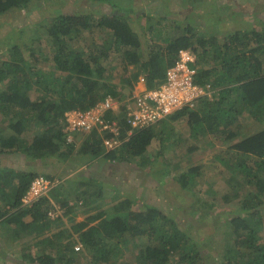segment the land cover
<instances>
[{
  "label": "trees",
  "instance_id": "obj_1",
  "mask_svg": "<svg viewBox=\"0 0 264 264\" xmlns=\"http://www.w3.org/2000/svg\"><path fill=\"white\" fill-rule=\"evenodd\" d=\"M34 1L38 2L0 0V17L14 10L17 14L36 7L42 10L51 0H39L38 4ZM133 1L73 0L68 9L54 4L48 16L50 20L33 24L35 35L26 36L27 44L11 45L6 50V59L5 52L0 53V84L4 85L0 89V113L8 119L6 135L0 131V154L8 158L12 152L23 153L33 160L57 156V160L66 161L70 167L64 176H57L30 166L18 168L9 162L0 163V227L5 226V231L13 229L6 235L14 238L23 231L29 235L43 234L45 238L41 252L33 255L21 252V261L15 264L23 261L75 264L78 260L75 255L85 251H90L91 256L84 264H110V254L104 250L108 242H116L124 252L132 251L131 259L137 264H264V237L258 233L264 220V29L251 27L219 37L202 31L199 25L193 31L197 21L186 14L183 15V20L188 22L186 33L159 37L161 32L157 31L154 36L161 42L152 44L150 37L143 38L137 30L130 13L141 8H136ZM145 27L152 32L151 23ZM92 29H98L105 38L84 56L69 41L78 39L83 30ZM41 36L51 50L55 71L36 68L45 57L40 53L45 49ZM189 47L200 59L197 80L209 81L215 89L211 97H201L193 107L183 106L155 125L139 129L111 150L104 147L101 135L95 130L83 133L79 146L65 141V112L87 109L107 95L123 101L130 96L134 87L131 81H136L139 74L146 89L158 86L165 81V71L176 60L177 50ZM117 51L121 53L118 56L124 69L133 64L138 70L132 73L133 79L129 81L132 86L126 95L119 94L112 83L106 82L107 68L102 65L110 53ZM33 85L42 94L35 99L29 94ZM245 112L252 120L260 121L261 127L245 134L236 133L231 126L239 125L238 117ZM118 119L123 128L124 116L119 114ZM180 119L185 120L188 136L193 139L227 130L224 144L228 156L217 165L219 173L226 175L219 181V197L202 200L204 207L193 208L182 219L167 214L161 206L150 204L141 196L140 205L128 206L122 201L112 205L111 211H106L107 207L80 221L74 219L76 207L87 206L83 209L87 214L95 207L96 200L103 198L102 188L96 184L97 171L116 172L124 180L134 175V167L145 165L151 155L147 149L150 141L157 139L162 143L177 136L173 123ZM27 133L32 135L28 142ZM168 164L164 160V166L154 170L167 172ZM182 169L175 177L181 188L192 185L204 171L202 166L192 164ZM235 172L239 173V180L233 176ZM37 175L50 180L51 188L31 205L22 207L21 199ZM65 180L70 187L63 189ZM111 184L117 185L112 181ZM85 186L91 189H82ZM212 188L217 190L216 185H209L203 192L212 197ZM54 203L59 205V213L51 218L49 212ZM233 204L237 205L228 214L215 217L217 222L225 216L229 220L228 251L224 255L210 254L212 258L215 256V262H207V254L201 249L202 235L207 233L214 238L219 229L209 215H217L218 205ZM184 219L186 222L182 223ZM65 222L71 226L61 228ZM75 244L81 245L80 250H74ZM232 252L233 256H227Z\"/></svg>",
  "mask_w": 264,
  "mask_h": 264
},
{
  "label": "rangeland",
  "instance_id": "obj_2",
  "mask_svg": "<svg viewBox=\"0 0 264 264\" xmlns=\"http://www.w3.org/2000/svg\"><path fill=\"white\" fill-rule=\"evenodd\" d=\"M52 1L55 3L51 4ZM71 1L73 0H51L50 3L45 4L42 10H37L36 7L34 10L32 8L28 12L22 10L18 14L16 13V10H14L10 13L4 14V16H1L0 53L4 51V58H8L6 50H8L11 45L13 46L14 44L17 45L22 43L27 44L28 40L26 39V36L33 34L35 35V28L33 27L35 22L44 20L43 23H46L48 20H50L48 16H51L50 11L52 8H54V4L64 5V9H68ZM148 1L149 0H134L133 3H136V8H141L146 3L150 6V2ZM156 1L157 0H154V2ZM209 1L211 0H159L156 4H152L146 11L139 10L130 14L135 18V24L139 33L145 39L150 37L149 39H151L152 44L156 41L159 44L161 42L158 37L154 36L157 31L161 32L159 37H174L186 33L185 27L187 26L188 22L183 20L185 17L183 15L186 14H188L190 18L192 17L197 21L195 25H193V31L196 30L197 25H199L200 27H198L202 31H207L209 34L219 35V37H224L228 35V33H232L233 31L237 30V27H241V31H247L251 27L264 29V0H243L244 5L251 6V13L248 12V14L238 12L239 9L233 10L232 7L227 8L228 5H226L225 0L211 1L213 2V5L215 4V8L211 7L212 10L206 12L209 10ZM234 1L237 2V0ZM38 3L39 0L37 4ZM221 3L225 4L222 5V9ZM241 3L242 2L239 4L241 5ZM236 6L239 7L238 5ZM164 15H167L166 19L160 18ZM258 16L261 18H258ZM148 23L152 24V32H148L147 27H145ZM104 38L105 35L98 31V29L86 31L83 30L80 33L78 39L73 38L69 41V43L75 46L76 49H80L84 56H86L90 53V49L95 48L94 44L100 43ZM41 39V45L45 49L40 53L43 57H45L40 65H37L36 68L45 70L47 72L55 71L57 67L52 60V53H50L51 50L45 45V42L47 41H45L44 36H41ZM119 54L121 53H118V51L115 53H110L107 59L102 62V65L106 66L107 68L106 82L112 83L119 94L126 95L132 86L129 84V81L133 79L132 73L138 70L135 66H133V64H128V66L124 69L121 58L118 56ZM211 64L212 63H210L209 66H211ZM32 75L33 74L30 76ZM141 75L142 74L138 75L136 81H131L133 82L134 87L131 89L130 93L132 91L137 92L141 88L142 81L139 78ZM3 87L4 85L0 84V89ZM29 94L33 99L42 95L37 90V86L35 85L31 87ZM7 122V117L0 113V131H2L3 135H6L5 132L7 129ZM237 123L239 125L235 123L231 126V128L236 133L245 134L255 128L261 127V122L252 120L250 115H248L246 112L238 117ZM173 124L175 126L176 134L178 135H174L172 139L163 140L162 143H160L157 139H153L148 146V153L151 154L150 157L147 158L145 165L138 168L134 167L136 171L134 175L126 176L127 179L124 180L122 177L118 176L116 172L108 173L106 171L104 174L103 171H97L99 178L96 180V184L101 186L103 198L96 200L94 204L101 203L102 206L95 207L89 213L85 214L83 209H86L87 206L79 205V207L75 208L74 219L76 221H80L87 215H91L96 211L103 210V207H109L106 209V211H111L113 210L112 205L122 201H125V205L128 206L132 203L140 205V196L150 204L155 206L158 205V207L161 206L159 208L167 214L173 213L172 215L175 218L182 219L185 218L187 214L193 210V208L204 207L202 200L207 199L211 201L213 200L214 195L219 197L221 191V189H218L220 188L219 181H221L222 178V180H224L226 175L219 173V168L217 165L219 166V163L222 162L225 156H228L226 154V145L224 144L226 141L224 137L227 130H224L223 133H216L214 136L208 137L209 135H205V137L201 136L197 139H193L188 136V128L184 119L175 121ZM83 133H70L72 134L71 138H74L72 143L74 144L77 142L76 145L79 146V139H77L76 136ZM27 135L28 136L26 139L28 142L31 140L32 135L30 133H27ZM1 139L2 134H0V140ZM67 146L68 145H66L64 149H66ZM158 149L162 150V153H164L162 155L171 157L169 161L170 164H168L169 171L167 172H159L154 170L156 167L162 166L161 164L157 163L161 159L156 153ZM9 155L11 157L8 156L6 159L3 154H0V163L4 164L9 162L18 168L32 164L34 167L33 169L37 171H50V168L54 166L53 163L57 158V156H54L50 158V160H33L26 157L23 153L12 152ZM190 164L202 166L204 171H202L199 176L200 178H198V180L192 185H187L185 188H181L176 182L175 177L179 175L181 169L184 166ZM105 176L108 180H106ZM233 176L236 180L240 179L238 172L233 173ZM111 181L116 183L118 186H113ZM62 185L63 189L70 187L68 186L66 180L63 181ZM209 185H216L217 188V190L212 188V197L209 196L208 192H203L204 190H207ZM82 189L91 188L85 186ZM234 205L235 204L231 206L227 205L228 207H221L218 205L219 210L217 211V215H209L211 220L217 223L216 226H218L219 229L216 230L214 238H210L207 233L202 235L204 237V245L201 249L205 250L203 252L207 254L208 260L204 259L207 262H215V256L212 258L210 254L224 255V253H227L228 251L229 246L227 245V240H231V232L228 226L229 220H226L225 218L227 217L225 216V218L222 221H219V223L215 217L221 213L224 215L228 214L229 209L236 207L237 204L235 206ZM57 209H59V205L54 203L53 210L49 212L51 218L55 217L56 214L59 213ZM26 219L29 220V217ZM185 222L186 220L184 219L182 223ZM70 226L71 225H68V222H65L61 228H69ZM8 230L2 232L3 234L0 233V264H15L16 261H21V252H29L31 255H33L43 250V243H45V238L43 235L33 237L28 235L27 232L23 231L19 237L14 238L12 235H6V233L13 231V229ZM258 233L260 236L264 237V220L261 224V230ZM198 239L199 236L197 235L196 240ZM39 240H41V242H39ZM115 243L116 242H108L104 248V250L110 254V264H137L131 259V254H133L132 251L124 252V248L122 249L121 246H116ZM111 249L112 251H110ZM232 254L234 255V252L227 254V256H233ZM90 256V251L82 252V254H76L75 258H78V260L75 264H84V262L87 261ZM22 264L31 263L29 261H23Z\"/></svg>",
  "mask_w": 264,
  "mask_h": 264
},
{
  "label": "built area",
  "instance_id": "obj_3",
  "mask_svg": "<svg viewBox=\"0 0 264 264\" xmlns=\"http://www.w3.org/2000/svg\"><path fill=\"white\" fill-rule=\"evenodd\" d=\"M195 54L189 49L179 50L178 58L173 66L165 73V81L152 89H143L135 96L131 103H125L126 124L132 129H140L154 124L183 105L192 106L195 100L204 95H210L212 89L210 84L205 86L194 82L196 72ZM114 101L106 98L87 110H72L65 113L66 127L68 133L87 131L95 126H101L116 131L114 124H106L99 118L102 112ZM71 139L67 135V141ZM108 148H113L119 141L104 139ZM51 182L43 175H37L31 181L28 191L22 197V206H29L39 197L45 195L51 188ZM78 248V247H77Z\"/></svg>",
  "mask_w": 264,
  "mask_h": 264
},
{
  "label": "clouds",
  "instance_id": "obj_4",
  "mask_svg": "<svg viewBox=\"0 0 264 264\" xmlns=\"http://www.w3.org/2000/svg\"><path fill=\"white\" fill-rule=\"evenodd\" d=\"M153 1L154 0H149L148 2H150V6L152 5V4H156V3H153ZM150 6H149V4H144L142 7H141V10H143V11H146L148 8H150ZM242 9H244V8H242ZM140 10V9H139ZM138 10V11H139ZM239 11V10H238ZM240 12V11H239ZM248 12H250L251 13V11L250 10H246L245 12H244V14H248ZM238 30V29H237ZM248 30H250V29H248ZM236 31V30H235ZM246 31V30H245ZM185 49H189L190 51H192L194 54H195V63H193V65H195L196 66V72H195V75H194V82L196 83V84H198V85H201V86H205L206 84H210L209 83V81L208 82H204V83H200L198 80H197V75H198V70H199V68H200V59L198 58V56H197V52L196 51H193L192 49H191V47L190 48H185ZM179 50H184V49H178L177 51H178V54H179ZM178 54H177V57H176V59L178 58ZM176 61V60H175ZM175 61H174V63H175ZM174 63L171 65V66H173L174 65ZM171 66H169L168 68H170ZM167 68V69H168ZM166 69V70H167ZM165 73H166V71H165ZM140 80L142 81V84H141V88L137 91V92H134V91H132V93H130V96H126L125 98H124V100L122 101L120 98H114L113 96H110V95H107L103 100H100V101H98V102H96L94 105H92V106H90L89 108H87V109H90V108H92L93 106H95L97 103H100V102H102V101H104L106 98H110V99H112L113 101H114V104H112L111 105V107H109L108 109H106V110H104L103 112H102V114L99 116V118L101 119V120H103L104 121V123H106V124H114V127L116 126V131H114V130H111V129H109V127L108 128H105V129H103L101 126H95V127H93V128H91L90 130H87V131H79V132H71V133H88V132H90V131H92V130H95V131H97V133L99 134V135H101V137H102V139H101V141H102V143H103V145H104V147L107 149V150H111L112 148H108L105 144H104V139H113V140H115V141H119V144L118 145H116L115 147H118L120 144H121V140H123V139H127V138H129V136L130 135H132L134 132H137L139 129H137V128H135V129H132L130 126H128L127 124H126V119H125V114H126V108L124 107V105H125V103H131L133 100H132V98H134L135 99V96L138 94V93H141L142 92V90L143 89H146L145 88V84H144V81H143V79L142 78H140ZM210 88L212 89V87H211V85H210ZM215 91V89H212V93L210 94V95H204V96H201V97H211L212 95H213V92ZM134 92V93H133ZM201 97H199V98H201ZM199 98H197V99H199ZM196 99V100H197ZM196 100H195V102H196ZM183 106H189V105H183ZM182 106V107H183ZM194 106V104L192 105V106H189V107H193ZM182 107H180V108H182ZM180 108H178V109H180ZM87 109H73V110H87ZM178 109H176V110H178ZM176 110H173V111H176ZM69 111H72V110H69ZM172 111V112H173ZM68 112V111H67ZM171 112V113H172ZM66 113V112H65ZM119 114H122L123 116H124V123H125V125H124V127L122 128L121 127V125H120V120L118 119V116H119ZM170 114V113H169ZM169 114H167V115H169ZM166 115V116H167ZM165 116V117H166ZM157 123V122H156ZM156 123H154V124H151V125H155ZM151 125H149V126H151ZM65 127H66V124H65ZM65 127H64V129H63V132L66 134V142H72L73 140H74V138H71L70 140H68L67 141V135L68 134H70V133H68V132H66L65 131ZM148 127V126H147ZM141 129V128H140ZM81 135H83V134H81ZM81 135L79 136V138L77 137V139H79L80 140V138H81ZM207 135H209L208 137H210L211 135L210 134H207ZM70 136L72 137V134H70ZM205 137V136H204ZM151 142V141H150ZM150 144V143H149ZM149 146V145H148ZM115 147H113V148H115ZM147 149H149L148 147H147ZM157 153V152H156ZM162 154H164V153H162ZM164 156V157H163ZM163 157V158H162ZM159 158H161L157 163H159V164H161V165H163V162H164V160H166V161H170V158L171 157H166V155H160L159 156ZM164 166V165H163ZM21 206H22V204H21ZM22 207H24V206H22ZM29 235V234H28ZM43 235V234H42ZM17 237H19L20 235L18 234V235H16ZM31 236H33V237H38V236H40V235H35V234H31ZM39 241H41V240H39ZM74 250H80V248H81V245L80 244H75L74 246ZM78 247V248H77Z\"/></svg>",
  "mask_w": 264,
  "mask_h": 264
},
{
  "label": "crops",
  "instance_id": "obj_5",
  "mask_svg": "<svg viewBox=\"0 0 264 264\" xmlns=\"http://www.w3.org/2000/svg\"><path fill=\"white\" fill-rule=\"evenodd\" d=\"M198 1V0H197ZM211 1H213V0H211ZM211 1H209L210 3H209V10H207L206 12H208V11H211L212 10V8H215V4L213 5V2H211ZM228 0H225V3H226V5H228L227 6V8H229V7H232L233 8V10L234 9H239V11H240V13H243L244 14V12L246 11V9H248V10H250V7L251 6H246V5H244L243 3V0H237V2L236 1H232V0H229L228 2H227ZM224 2V1H223ZM240 2H242L241 3V5L239 4ZM176 5V4H175ZM222 5H225L224 3H221V9H222ZM236 5H238L239 7H237ZM212 7V8H211ZM241 8H246V9H241ZM218 11H220V10H218ZM238 11V12H239ZM237 29L239 30V31H241V27H237ZM79 136L80 135H78L77 137L79 138ZM77 143V142H76ZM56 162V163H55ZM54 163H53V167H51L50 168V172H53V173H55L57 176H64V174H65V172L67 171V167H69V165L66 163V161H64L63 163H61L62 161H59V160H57L56 159V161H55ZM29 166H31L32 168H34L33 167V165L31 164V165H29ZM70 168V167H69ZM70 173V172H69ZM99 206H102V204L101 203H97V204H95V207H99ZM7 207V206H6ZM94 207V208H95ZM104 208H107V207H103V209ZM3 226V225H2ZM5 231V226H4V229L2 228V227H0V233H2V232H4ZM3 234V233H2ZM22 234V232H20V234L19 235H21Z\"/></svg>",
  "mask_w": 264,
  "mask_h": 264
}]
</instances>
